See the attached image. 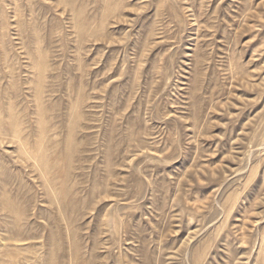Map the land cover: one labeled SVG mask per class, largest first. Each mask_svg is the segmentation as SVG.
<instances>
[{
  "label": "rangeland",
  "instance_id": "obj_1",
  "mask_svg": "<svg viewBox=\"0 0 264 264\" xmlns=\"http://www.w3.org/2000/svg\"><path fill=\"white\" fill-rule=\"evenodd\" d=\"M0 264H264V0H0Z\"/></svg>",
  "mask_w": 264,
  "mask_h": 264
}]
</instances>
